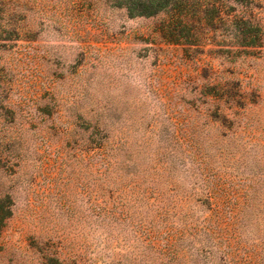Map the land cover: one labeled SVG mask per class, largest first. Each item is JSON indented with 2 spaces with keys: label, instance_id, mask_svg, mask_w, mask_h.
I'll list each match as a JSON object with an SVG mask.
<instances>
[{
  "label": "rangeland",
  "instance_id": "obj_1",
  "mask_svg": "<svg viewBox=\"0 0 264 264\" xmlns=\"http://www.w3.org/2000/svg\"><path fill=\"white\" fill-rule=\"evenodd\" d=\"M263 43L163 39L125 0H0V264H264Z\"/></svg>",
  "mask_w": 264,
  "mask_h": 264
},
{
  "label": "trees",
  "instance_id": "obj_2",
  "mask_svg": "<svg viewBox=\"0 0 264 264\" xmlns=\"http://www.w3.org/2000/svg\"><path fill=\"white\" fill-rule=\"evenodd\" d=\"M130 17L162 16L163 39L174 45H197L209 33H222L241 48L263 43L260 28H253L250 0H125Z\"/></svg>",
  "mask_w": 264,
  "mask_h": 264
}]
</instances>
